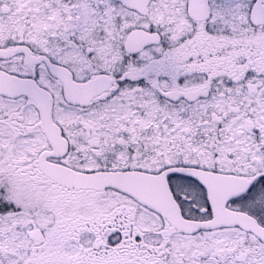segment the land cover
<instances>
[{
    "label": "snow or ice",
    "instance_id": "6c2138e0",
    "mask_svg": "<svg viewBox=\"0 0 264 264\" xmlns=\"http://www.w3.org/2000/svg\"><path fill=\"white\" fill-rule=\"evenodd\" d=\"M0 264H264V0H0Z\"/></svg>",
    "mask_w": 264,
    "mask_h": 264
}]
</instances>
